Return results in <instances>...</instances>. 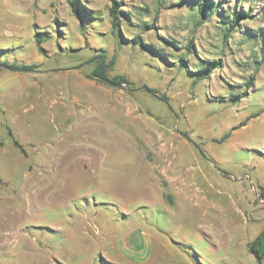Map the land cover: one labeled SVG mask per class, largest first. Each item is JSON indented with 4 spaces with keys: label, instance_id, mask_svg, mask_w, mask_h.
<instances>
[{
    "label": "rangeland",
    "instance_id": "obj_1",
    "mask_svg": "<svg viewBox=\"0 0 264 264\" xmlns=\"http://www.w3.org/2000/svg\"><path fill=\"white\" fill-rule=\"evenodd\" d=\"M117 1L0 0V264H260L264 0Z\"/></svg>",
    "mask_w": 264,
    "mask_h": 264
},
{
    "label": "trees",
    "instance_id": "obj_2",
    "mask_svg": "<svg viewBox=\"0 0 264 264\" xmlns=\"http://www.w3.org/2000/svg\"><path fill=\"white\" fill-rule=\"evenodd\" d=\"M219 4L220 1H217ZM76 3L77 0H71V9L75 15L78 14L77 9H76ZM210 3V0H199L197 9L198 12L201 16L205 15V11L207 10V7L209 6L208 4ZM119 7H120V2L117 0H111V6L108 9V13L110 16V22H111V27L115 28L116 23L118 20V13H119ZM248 11H242L241 9H237L235 5L231 7V12L226 15V23H227V28L226 32L224 34V37L226 38L228 34L237 26L238 22L240 19H243L248 15ZM260 39H261V52L264 55V32H261L259 34ZM189 47V46H188ZM95 57H99V61L92 70V75L96 76L97 78L108 82L112 85L118 86L121 84H125L129 86L132 84V82L124 75V74H117L114 76H110L107 73V69L112 65L113 63V58H111L109 61H107V58L104 54H99ZM0 65L6 66L7 68L15 71H34L37 66L33 64H26V63H8L7 61H2L0 62ZM250 83V81H249ZM143 88H145L148 92L151 94L155 95L156 97H159L161 100L167 101V98L158 92L156 88L144 85ZM8 134L11 136V142L12 144L18 148L22 153H24V148L20 144V142L12 137L10 130L8 131ZM200 153L204 154L202 149L199 148ZM261 241H264V229L258 234V236L249 243V249L258 257L260 258L262 256V253L259 252L258 250V245Z\"/></svg>",
    "mask_w": 264,
    "mask_h": 264
},
{
    "label": "crops",
    "instance_id": "obj_3",
    "mask_svg": "<svg viewBox=\"0 0 264 264\" xmlns=\"http://www.w3.org/2000/svg\"><path fill=\"white\" fill-rule=\"evenodd\" d=\"M151 243L152 242L149 235L144 230H138L134 232L132 231L128 234V236H126V238L124 237L118 240V247L130 259H133L135 261H142L150 258L152 248ZM157 243L158 244L156 245V247L161 250L157 252V263L159 262L158 264H161L160 260L164 255L162 250V247L164 248V244L161 241H158ZM258 248L260 253H262V257H260V259L264 261V241H261L259 243ZM105 258L110 261L108 257ZM261 260L259 261L260 264H262Z\"/></svg>",
    "mask_w": 264,
    "mask_h": 264
}]
</instances>
